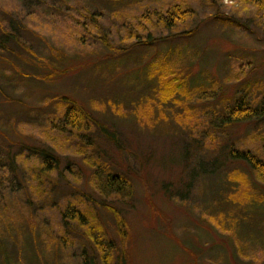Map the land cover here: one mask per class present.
Here are the masks:
<instances>
[{"label": "rangeland", "instance_id": "1", "mask_svg": "<svg viewBox=\"0 0 264 264\" xmlns=\"http://www.w3.org/2000/svg\"><path fill=\"white\" fill-rule=\"evenodd\" d=\"M175 4L194 10L193 17L177 27L180 30L176 33L162 31L150 23L140 24L146 12L166 10ZM90 13L99 18L97 29L88 18ZM0 21L19 39V45L10 40L7 47L11 51L1 49L0 55L32 75L27 82L14 73L5 77L0 73V132L15 143L26 139L32 146L52 148L62 162L59 171L64 173L58 176L60 197L67 195L66 189L82 188L97 204L108 201L122 212L131 227L126 264H264V200L253 203L256 200L252 199L253 194L259 196L264 190L249 167L227 160L221 173H213L207 163V173L201 171L190 191L185 184L193 178L191 171L198 161L205 163L219 155L221 162L225 161L224 152L220 153L209 139L212 136L225 147L248 144L246 147L259 149L264 156V118L259 124H239L227 136L213 131L209 123L212 113L223 111L242 92L254 102L264 97L263 8L239 0H0ZM128 31L138 32L143 39L151 35L159 40L152 45L133 41L124 44ZM102 36L111 46L103 44ZM162 36L167 38L161 40ZM26 46L30 51L24 49ZM121 56L125 61L120 64L115 60ZM36 57L59 58V66L66 68L67 73H55L51 80H44L36 72L41 64ZM19 58L22 62H18ZM148 63H156L151 72H160L163 64L174 72H183L182 75L191 73V86L209 82L204 92L207 98L195 99L192 107L183 106L180 97L165 111L156 107L160 111L152 112L155 125L149 128L147 120L145 124L141 122L133 110L155 108V80L148 81L149 75L145 83L139 77L131 79ZM4 66L10 67L6 61ZM4 66H0V71H7ZM52 74L51 70L49 75H43ZM58 95L76 98L102 124L103 129L94 127L89 134L96 147L89 149L83 137L46 131V112H56ZM28 108L34 112V123L28 124L27 131L19 136L21 118L11 117L15 110L21 114L30 112ZM194 110L199 116L188 127L176 122L179 115L195 116L191 113ZM163 117H169V121L157 122ZM191 123L201 127V131L196 130L198 127L191 130ZM32 127L36 128L33 132ZM24 158H30V154ZM99 163L123 172L133 183V195L122 199L98 194L92 182L94 167ZM18 165L23 168L22 163ZM68 165L78 174L77 185H69L65 178L72 177L65 170ZM235 168L245 174L249 184L230 178ZM21 170L26 174L27 169ZM30 174L27 171L28 178ZM5 193H0V213L4 206L7 209L6 214H0V234L7 237L14 264H83L84 259L69 249H63L61 254L50 251L45 226L55 233L60 231L56 210L46 212L41 202L40 220H32L20 203L21 194ZM233 198L243 206L232 202ZM95 208L107 229L115 234L112 214L97 205ZM3 223L10 224L9 231ZM77 231L72 235L76 239L71 240L75 247L85 239L82 230ZM25 236L32 244L30 253L18 250L17 254V241ZM87 259L91 264H104L97 255Z\"/></svg>", "mask_w": 264, "mask_h": 264}, {"label": "trees", "instance_id": "2", "mask_svg": "<svg viewBox=\"0 0 264 264\" xmlns=\"http://www.w3.org/2000/svg\"><path fill=\"white\" fill-rule=\"evenodd\" d=\"M239 1L245 2L246 4L254 6L261 10L262 8L264 9V0ZM193 14L194 10L191 7L188 8L181 4H175L166 10L156 9L150 12H146L142 15L139 22L141 25L144 23H150L157 28H161L162 31L166 30L167 32L169 31L168 33H176L178 30H180V28L177 27H179L180 25L183 26L191 17H193ZM88 18L90 19V21H92V25L96 27L95 29H97L99 18L93 13H90L88 15ZM2 24L3 23L0 21V52H2L1 49H7V51H11L9 50V47H7L8 43L10 42V40L14 39L15 42H18L19 45V39L16 37V34L14 32L8 31L7 27H4ZM83 27L89 30L86 24H84ZM128 34V41L124 42V44L133 41L132 43H136L138 45H140L142 42L147 45H152V42L154 40H159L155 37H151V35H149L151 39H149V36L143 39V37L135 31H128ZM167 37L172 36L170 35ZM167 37L162 36L159 38L161 40H164ZM101 38L103 40V44L106 47L111 46L106 36H102ZM24 49L26 51H30L27 46L24 47ZM123 56L115 61L120 62V64L123 63L125 61L123 59ZM1 58L3 63L1 62ZM38 59L39 58L36 57V60ZM58 59L59 58H55V60H53L52 58L48 59L46 57L39 59L41 61V64H37V69L40 71L36 72H38L40 76L45 77L44 80H51L55 73L65 75L67 73V69L59 66L60 59ZM5 61L10 65L8 69L4 66ZM19 61L22 62V59L19 58L18 62ZM23 61L27 62L25 60ZM28 62L32 63L30 59H28ZM0 66H4L7 69L6 72L5 69H2V71H0L2 77H5L8 73H14L20 76L18 78L30 82L32 76L31 73L20 71V65L17 62H12L6 57L0 55ZM146 66L148 67V73L146 72ZM146 66L142 70L138 71V73L132 75L131 79H134L133 77H135V79H138L139 77L143 83L144 80L146 82V79L149 75V79H147L148 81H152L153 79L155 80V83L153 85V88H155L156 86V90L154 91V94L157 98V101L155 102V108L152 107L153 109L151 108L147 111L145 109L142 112L140 111L139 107L133 110V114L135 113L136 117L141 122L144 123V121L147 120L148 123L146 124V126H148L149 128H152L155 125L153 123V113L154 109H157L156 107H161L162 111H165V108L169 105H174L173 103L177 102L179 97L180 99H183L181 101L183 106L187 107L189 105V107H192L191 104L195 99L201 100L203 98H207V96H204V92H206L205 86L208 85L209 82H206V84L202 82L195 83L191 86L189 79L192 76L191 73L182 75L183 72H174L171 68H168V66L163 64L160 65V72H158L157 70L151 72L152 68L156 66V63H148ZM51 70L53 71L52 75L48 77L43 75L47 72L49 75V73H51ZM133 82L135 83V80ZM134 87L137 88V85H134ZM216 90L218 91L219 88H216ZM1 92H3L4 94L3 90H1ZM242 94V96L236 95L235 97H233L230 102L225 105L224 110L220 113H212L209 123L210 125H212L213 131L215 130L216 133L222 131V133L226 134L227 136L228 131L239 124L256 122H258L259 124V122H261V120L264 118V97L254 102L252 99H249L247 97V94L245 92H242ZM6 100L7 98L4 101ZM48 102H52V100H48ZM18 103L22 105V102L20 103V100L18 101ZM15 104H17L16 101ZM55 105L57 106L56 112H46V115L49 119L48 120L47 118H45V122L48 127L46 131L52 133L55 132L62 136H71L72 138L83 137L87 140L86 143L89 149H93L94 147H96L93 143V137H91L89 134L93 133L94 127L103 129V126L94 117L91 111H89V109L85 105H82L76 98L68 96L58 95ZM28 110L30 109L28 108ZM31 110L30 112L22 111V114L21 112H17L16 110L13 112L14 117L11 118H15V120H17V118H21V121H19L18 124L20 133L19 136H21V134L23 135V133L27 131L28 124L34 123L31 120L32 114H34V112H32ZM186 110L190 111V108H187ZM157 111L160 110L157 109ZM191 113L195 114V116L189 117L190 115H188V113L186 115L188 118L187 119L185 118L186 116L183 117L179 115L176 122H178V124L183 127H188L191 120L193 118L197 120V117L199 116L197 115L196 117V114L198 113L195 110ZM32 119L34 120V117H32ZM167 119L169 121V117H163L157 122L163 121L164 123H166ZM195 123H191V130H194L198 127ZM10 126L14 127V124L10 123ZM39 126L42 125L40 124ZM36 128L37 130H39L37 126ZM36 128L32 127V132ZM201 129V127H198L196 130L200 132ZM105 132L107 133V131ZM1 134L2 138L4 139L3 142L5 143L3 147H0V193H7V191L9 192V194H16V192L20 193V203L22 204V206H24V209H28V214L30 215V218L32 220H40L41 215L38 214V209L41 202L45 204L44 209L46 212L47 210H56L58 212L59 224L61 227L60 231L55 233L53 228L45 226L47 227L46 234L51 245L50 251L52 250L53 254H61L60 251H62L63 249H65L66 251L67 249H69L74 252L73 254L75 256H81L80 258L84 259L83 264H91V261L87 259L89 255L99 256L104 264H126V260L127 258H129L127 245L131 238V227L129 221L122 214V212L117 207L109 204L110 202L106 201L107 199L105 200L106 202H99V204H97L96 200L91 197V195H88L86 192H84L82 188L75 187L71 190L66 189V191L68 192L67 195L63 198L60 197L57 193V190L61 192V190L58 189V176L64 175V173L59 171L62 162L61 159L52 150V148L48 146H32L26 141V139L15 143L11 141L7 137V135H4L3 133ZM259 136L261 137V135ZM209 139L212 140L213 146H215L216 149H219L220 153L224 152L223 156L226 157L225 161H223V163L221 162L220 155L218 157L212 158L210 161H206L205 163L198 161L197 157L196 162H198L195 163V167L191 171L193 178L191 180L189 179L187 183L185 182L187 186L189 185V191L197 182L199 175H202L201 171L203 170L204 173H207L205 169L207 163H209V172L221 173L220 170H223V168L226 166L227 160L249 167V169L254 173L257 180L259 181L261 191L264 190V156L259 149L253 150L249 147H246V145L248 146V144H246L245 147H236L234 146V144L229 147H225L222 145V141L217 142V137L212 136ZM254 139L255 137L253 138V140ZM201 149L202 147L200 146L198 150L201 151ZM26 153L30 154V158H24V155ZM187 156L188 153L186 151L184 153V158L186 159ZM17 160L19 163L23 164V168L21 166L19 167ZM21 169L25 171L27 169V171H30V177L28 178L27 171L25 174ZM71 169L73 170V167ZM65 170L70 176H72L68 178L67 176H65L67 182H69V185H77L79 181L77 180L78 174H75L74 171L69 170V165ZM229 176L230 178H238L244 183L249 184L248 178L238 168L233 169L230 172ZM25 179L27 181V185H25ZM73 182L75 183L70 184ZM92 186L96 190V192L98 191V194L104 195L107 198L120 197L122 199H125L131 197L134 193L133 183L127 178V176L123 172L115 169L114 166H110L105 163H99L98 165H95ZM188 189L185 192H188ZM259 196H261V198H259ZM259 196L253 194L252 199L256 200L253 203H259L260 201L262 202V200H264V193H261ZM78 199L82 200L79 202ZM232 200V202L236 204L239 203L243 206V203L238 202L236 198H233ZM251 202L252 201H248V204H250ZM95 205L104 208L110 214H112L115 234L110 232L102 222L100 214L95 208ZM261 206L264 207V202ZM40 209L42 210L43 207ZM40 209L39 211H41ZM6 211V206H4V209L0 214H6ZM9 225L10 224L8 223H3L4 229L6 231H9ZM26 228L27 226L25 225L24 230ZM76 229H78V233L79 229H81L85 237L82 242H79L78 247H75V245L71 242L72 239H76V237L72 236ZM6 239V235L1 233L0 264H14L13 257L10 255L8 241ZM17 242L19 244L17 254L18 250H25L26 254L30 253L32 244L31 242H29V238L27 236H25V238H23L21 242ZM35 244H37V241Z\"/></svg>", "mask_w": 264, "mask_h": 264}]
</instances>
